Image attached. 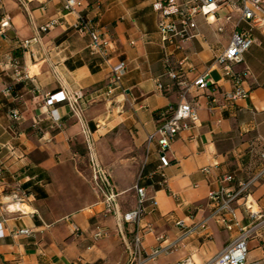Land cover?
Instances as JSON below:
<instances>
[{"label": "crops", "instance_id": "0c3cea01", "mask_svg": "<svg viewBox=\"0 0 264 264\" xmlns=\"http://www.w3.org/2000/svg\"><path fill=\"white\" fill-rule=\"evenodd\" d=\"M80 1L66 11L65 0H0V17L11 18L5 36L0 35V70H7L0 80V264H127L120 222L115 214L104 215L101 196L82 165L85 156H94L110 170L120 215L137 206L136 184L155 196L157 210L141 222L153 226L143 239L146 253L158 246V235L166 238L162 245L176 243L171 252L145 264H179L188 257L192 264H206L239 228L231 231L210 220L206 229L182 234L210 214L208 193L222 186L223 176L233 174L237 186L259 169L251 148L258 138L264 139V33L253 32L256 47L234 66L237 72L251 71L245 82L249 97L220 107L221 92L233 84L214 58L231 39L233 22H225L224 16L232 14L236 20L237 11L222 7L217 17L197 16L195 36L179 44L162 39L154 8L159 0ZM79 16L115 39L108 58L91 52L90 35L73 27ZM52 19L58 23L41 32ZM220 25L225 26L222 32ZM166 56L189 80L210 69L216 85L190 90L188 99L198 107L200 120L173 141L166 182L160 186V176L153 174L160 164L158 146L148 149L147 137L163 122L162 112L180 100L179 86L165 73ZM11 58L18 59L31 78L15 79ZM120 59L128 63L122 89L108 95L111 66ZM6 88L10 94L3 93ZM78 89L87 101L89 139L66 102L45 104L47 93ZM53 109L60 123L52 120ZM12 110L19 112L17 120ZM205 167L210 171L204 172ZM250 192L254 207L264 212V179ZM244 200L238 203L239 227L253 223ZM178 220L185 226L176 225ZM123 227L131 240L133 227ZM23 228L31 232L20 233ZM98 228L107 235L95 238ZM263 237L261 227L249 239V262L264 264Z\"/></svg>", "mask_w": 264, "mask_h": 264}, {"label": "built area", "instance_id": "2783aa9c", "mask_svg": "<svg viewBox=\"0 0 264 264\" xmlns=\"http://www.w3.org/2000/svg\"><path fill=\"white\" fill-rule=\"evenodd\" d=\"M22 1V0H19ZM81 5L80 0H65L63 8L66 11H72L76 6ZM222 7H230L237 11L239 16L236 20L232 14L224 16L225 22H233V30L228 46L217 53L214 58V65H217L223 71V75L232 80V88L221 92V100H218L220 107L239 99H247L250 95L249 90L245 88V82L251 71L246 68L242 72H237L235 64L244 61V54L255 44L256 38L253 35L254 30H260L264 33V0H188L180 2L179 0H159L154 3V8L159 12L160 18L158 29L164 41L172 43H183L195 36L197 29V16L212 15L217 17V11ZM58 23L57 19H52L41 28V32L51 30ZM11 26V18L8 14L0 17V35L5 36L6 29ZM73 27L82 34H88L91 37L90 50L93 53H100L108 58L113 49L115 39L111 35L102 34L95 26L84 17L79 16ZM218 31L225 30L224 25L218 26ZM28 41L24 42L27 43ZM165 73L176 82L180 88V100L176 105H170L162 112L163 122L160 126L147 137L148 149L152 145L158 146V157L160 164L154 171V175L160 176L158 185L164 186L166 182L165 169L169 166L171 160L168 152L177 135L186 129L198 125L200 117L198 107L188 99L190 90L193 87L199 89H208L215 86L216 83L210 75V69L198 75L194 80L184 77L181 68H177L170 57L165 58ZM13 76L17 80H27L30 77L26 68H23L20 61L16 58L10 59V68ZM128 70V63L125 59H120L111 66L109 81L107 83L108 95H114L122 89V80ZM7 70H0V80ZM161 89H166L162 83H159ZM169 89V87H167ZM4 94H10V89H3ZM39 91V90H38ZM45 104L53 106L56 103L66 102L72 113L83 122L84 133L89 139L92 132L88 126L85 117L87 101L82 89L68 91L61 90L55 93H47ZM217 101V100H216ZM220 101V103H219ZM214 108V106L212 107ZM54 123H60L61 116L57 109L50 111ZM11 117L16 120L19 118L17 110L11 111ZM251 154L257 160L259 169L246 181H239L235 186L236 180L233 174H227L221 178L222 186L219 189L210 190L208 193L209 204L212 206L210 214L198 225L187 228L182 237L194 233L198 228L206 229L210 220H214L228 230L239 228L238 235L218 254H216L206 264H262L261 261L249 262V239L257 231L264 227V212L254 207V202L250 199L251 189L254 185L264 179V139L258 138L251 148ZM89 165L91 167V182L95 190L101 196L104 205V215L115 214L120 224L118 228L120 234L124 237L129 259L127 264H145L148 260L156 256L171 252L174 242L162 243L166 240L163 234L157 236L158 246L154 247L150 254L146 253L143 246V239L147 232L153 231V226L147 224L141 225L143 218L157 210V201L155 196L148 194L147 187L136 184L137 206L123 215L118 213V192L112 180L109 169L104 167L94 156L90 157ZM1 170V167H0ZM204 172H209L210 168H203ZM231 185H227V184ZM16 199L20 200L17 194ZM245 198L243 202L244 209L252 219L253 223L249 226L239 227L238 203ZM124 224L133 227L131 240L125 237ZM176 225L185 226L184 220H178ZM1 228V224H0ZM28 228H23L20 233L29 234ZM107 235V230L98 228L95 232V238H101ZM264 251V237L261 241ZM179 264H192L191 257L181 261Z\"/></svg>", "mask_w": 264, "mask_h": 264}, {"label": "rangeland", "instance_id": "374dc122", "mask_svg": "<svg viewBox=\"0 0 264 264\" xmlns=\"http://www.w3.org/2000/svg\"><path fill=\"white\" fill-rule=\"evenodd\" d=\"M255 31V30H254ZM256 46L254 45L252 48H255ZM83 167H85L86 169L89 170V175L91 176V167L89 165V158L88 156H85V158L83 159V163H82Z\"/></svg>", "mask_w": 264, "mask_h": 264}]
</instances>
